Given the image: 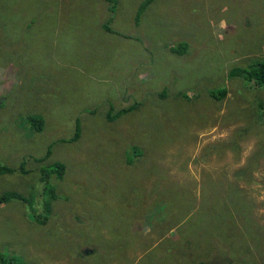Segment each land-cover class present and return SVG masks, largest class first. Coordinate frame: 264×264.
Wrapping results in <instances>:
<instances>
[{"label": "rangeland", "instance_id": "rangeland-1", "mask_svg": "<svg viewBox=\"0 0 264 264\" xmlns=\"http://www.w3.org/2000/svg\"><path fill=\"white\" fill-rule=\"evenodd\" d=\"M117 1L119 35L106 37L91 11L107 12L102 0H0V165L30 170L1 175L0 196L33 206L0 208V254L264 264V87L228 78L264 62V0H155L139 23L144 0ZM180 43L188 54L172 53ZM53 161L67 172L42 225L30 209L46 216L40 172Z\"/></svg>", "mask_w": 264, "mask_h": 264}, {"label": "trees", "instance_id": "trees-1", "mask_svg": "<svg viewBox=\"0 0 264 264\" xmlns=\"http://www.w3.org/2000/svg\"><path fill=\"white\" fill-rule=\"evenodd\" d=\"M105 2V4L108 5V10L107 12L105 11L104 15L98 16L100 18L101 23H103L102 28L107 31L108 37H113L119 35L118 31L113 27H111V23L113 24L115 22V15L117 11V5L118 1L117 0H102ZM155 0H144V2L141 5V8L139 10V13L137 15V23L141 22L140 17L144 15V13L148 10L149 6L154 2ZM107 14H110L109 19H106ZM140 19V21H139ZM117 32V33H116ZM172 53L184 56L189 53L190 48L186 43H180L178 47H172L170 48ZM228 78L229 79H242L248 83H251L257 87H264V62H261L259 64H256L248 69H244L241 67H234L228 72ZM227 90H217L212 93V97L214 99L222 101L226 98L227 96ZM164 94H161V97H163ZM134 106H131L129 108L123 109L121 112L115 115L109 114L108 119L110 121L114 120V117H119L120 115L129 113L133 110ZM33 127L37 131H43L44 126H45V121L42 118H33ZM80 137V131H79V125L77 126L76 133L74 137L70 140H66V142H76ZM52 156V146L49 147L47 153L41 157L37 158L38 163H45L49 160V158ZM48 167L44 168L40 172V184L42 185V192L41 196L43 197V208L46 213L42 215H37V212L35 209H30L36 219V222L42 225H45L48 216L51 213L52 210V202L58 201V195H57V186H59L58 182L62 181L65 179V175L67 172L66 165L59 162V161H53L47 165ZM45 167V166H43ZM42 167V168H43ZM16 172H21L22 174H29L30 170H27L26 168V162H23L18 169H14L8 166H3L0 165V176L1 175H8V174H14ZM50 180H53V184L50 185ZM57 183V184H56ZM12 201H19L22 202L26 205H30L29 207L32 206V202L30 200H27L24 198V196L18 192L11 191V192H6L0 196V208L8 204ZM252 231L256 230H251L250 234L248 235V242L251 244L254 240L257 242V236L254 237V234ZM170 250V249H169ZM15 262H18L15 258H9L6 257L5 255L0 254V264H14ZM19 264H24L22 262H18ZM242 264V263H241Z\"/></svg>", "mask_w": 264, "mask_h": 264}, {"label": "crops", "instance_id": "crops-1", "mask_svg": "<svg viewBox=\"0 0 264 264\" xmlns=\"http://www.w3.org/2000/svg\"><path fill=\"white\" fill-rule=\"evenodd\" d=\"M103 8L101 7V5H99L98 7H95V8H91V11L93 12V13H96L97 14V16H100V15H104L105 14V12L102 10ZM109 18V16H107V19ZM102 26H103V23H100L99 24V27H98V32H99V35H101L102 33H103V35L104 36H106V37H108V35H107V31H105L103 28H102ZM117 33V32H116Z\"/></svg>", "mask_w": 264, "mask_h": 264}]
</instances>
